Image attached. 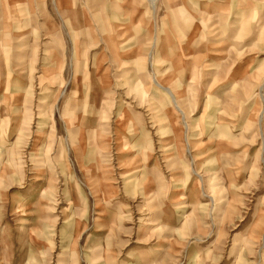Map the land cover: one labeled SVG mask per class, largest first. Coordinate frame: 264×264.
Segmentation results:
<instances>
[{"label":"rangeland","instance_id":"obj_1","mask_svg":"<svg viewBox=\"0 0 264 264\" xmlns=\"http://www.w3.org/2000/svg\"><path fill=\"white\" fill-rule=\"evenodd\" d=\"M135 263L264 264V0H0V264Z\"/></svg>","mask_w":264,"mask_h":264},{"label":"bare ground","instance_id":"obj_2","mask_svg":"<svg viewBox=\"0 0 264 264\" xmlns=\"http://www.w3.org/2000/svg\"><path fill=\"white\" fill-rule=\"evenodd\" d=\"M154 1V0H153ZM150 224V223H149ZM136 264V263H135ZM190 264V263H189Z\"/></svg>","mask_w":264,"mask_h":264}]
</instances>
